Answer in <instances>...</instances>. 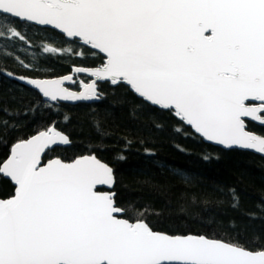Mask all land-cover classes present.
Returning <instances> with one entry per match:
<instances>
[{
  "label": "snow or ice",
  "instance_id": "1",
  "mask_svg": "<svg viewBox=\"0 0 264 264\" xmlns=\"http://www.w3.org/2000/svg\"><path fill=\"white\" fill-rule=\"evenodd\" d=\"M0 17L81 39L105 62L77 72L126 82L209 141L264 153V136L245 131L244 119L264 124V0H0ZM69 79L28 82L51 101L98 98L95 82L75 93L62 86ZM57 142L69 139L50 127L0 164L16 185L0 199V264H264V250L118 218L113 194L96 187L112 184L113 170L95 156L42 165Z\"/></svg>",
  "mask_w": 264,
  "mask_h": 264
},
{
  "label": "trees",
  "instance_id": "2",
  "mask_svg": "<svg viewBox=\"0 0 264 264\" xmlns=\"http://www.w3.org/2000/svg\"><path fill=\"white\" fill-rule=\"evenodd\" d=\"M15 28L25 38L7 29ZM55 48L59 51H45ZM103 56L57 31L0 17V164L16 141L53 125L70 145L44 159L94 154L115 179L116 206L125 219L144 220L169 235H204L264 250V158L205 143L170 109L154 107L127 86L98 84L93 103L50 104L20 77L68 74L72 66L99 67ZM88 81L75 76L72 89ZM264 136V125L246 122ZM14 186L0 174V198Z\"/></svg>",
  "mask_w": 264,
  "mask_h": 264
},
{
  "label": "water",
  "instance_id": "3",
  "mask_svg": "<svg viewBox=\"0 0 264 264\" xmlns=\"http://www.w3.org/2000/svg\"><path fill=\"white\" fill-rule=\"evenodd\" d=\"M19 21H20V20H19ZM25 22L31 23V24L36 25V26H39V27H46V28L53 29V30L57 31L58 33L62 34L66 39H75V40H77V41L79 42V44H81L82 46L89 47L91 50H93V51L99 53L100 55H102V56H103V63L105 62V55H104L102 52H100L99 49H95V48H93L91 45H87V44H85L81 39H79V38H75V37H67V36H66L61 30L56 29V28H54V27L51 26V25H40V24H37V23H35V22H29V21H25ZM99 67H100V66H99ZM99 67L72 66V67H71V71H70L68 74H64V75H60V76H55V77H47V78H46V77H45V78L23 77V79H21V77H20V78H19V82L22 83L23 85H25V86H27V87H29V88L35 90L38 94H40V96H41L46 102H48V103H50V104L64 103V104H70V105L77 104V103H86V104H89V103L96 102V101L99 99V97H100V92L98 91V84H99V83H102V82H108L111 86H116V85H118L119 83H121V84H124L125 86H127V87L129 88V90H130L132 93H134L138 98L143 99V100H144L145 102H147L148 104H150V105H152V106H154V107L160 108V109H170V110H172V111L175 112V109H174V108H165V107H163L162 105H156V104H153V103L150 102V101H147V100L144 99L143 97L139 96V94L135 93L134 90H132L131 87H130L126 82L118 81L116 84H113V83L111 82L110 79H98L97 77H95L94 75H92L91 72H84V71L77 72V71H76L77 68L96 69V68H99ZM79 75L88 78V81H86V82L80 81V82H79V88H78V89H72V88H70L69 85H71V84L74 83V77H75V76H79ZM64 76H70L71 79H69V80H62V86L65 87V88H67L69 91H71V92H75V93H79V92L83 91L82 84L86 85V84H91V83L95 82V85H96V91H97V96H98V98H96V97H92V98H90V99H78V100H59V99H58L57 101H51L49 98L44 97V96L42 95V93H41V92H40V91H39L34 85H32L31 83L28 82V81L33 80V79H37V80H53V79H61V78L64 77ZM178 118L181 119V117H179V116H178ZM244 119H245V131L250 132V133H253V134L258 135V136H262V135L259 134V133H256V132H253V131L248 130V129H247L246 122L249 121V122L255 123V124L259 125V126H263L264 124H262V123H260V122H258V121H254V120H252L251 118H244ZM181 120L183 121V123H184L185 125H187L188 127H190V129H191L196 135H198L199 137H201V138L203 139V141H204L205 143H207V144H211V145H213V146H216V147H219V148H222V149H225V150H228V149H239V150H243V151H249V152H252V153L257 154V155H259V156H261V157L264 158V153H259V152L256 151L255 149L243 148V147H240V146H231V147H229V146H226V145H224V144H220V143H218V142H216V141H209V140H207L205 137H203L200 133L196 132V130H195L190 124H188L185 120H183V119H181ZM50 127H51V128H54L57 132H60V133H62L63 135L67 136L66 134H64L62 131L58 130V129H57L56 127H54L53 125L49 126L48 128H50ZM48 128H47V129H48ZM47 129H44V130H41V131H46ZM41 131H39V132H41ZM37 133H38V132H37ZM37 133H35V134L31 135V136H34V135H36ZM31 136H30V137H31ZM30 137H28V138H30ZM67 137H68V136H67ZM28 138H26V139H28ZM26 139H23V140H26ZM68 139H69V138H68ZM17 142H18V141H16L15 143H13V144L11 145L10 150H9V154H8V156L5 158V160L8 159V157H9L10 154H11L12 146H13L14 144H16ZM68 145H70V140H69L68 143L57 142V143H55V144L49 145V146L45 149V151H44L43 153H41V161H42V165H43V164H47L48 161L53 160V159H59V160H61V159L58 158V157H53V158L44 159V156H45V154H46L47 151L52 150V149L55 148V147H64V146H68ZM82 156H95V155H94V154H86V155L78 156V157L74 158V159L71 160V161H67V162H66V161H63V160H61V161H63L64 163H71V162H73L74 160H76L77 158L82 157ZM95 157H96V156H95ZM96 159H98V158L96 157ZM5 160H4V161H5ZM98 160H99L101 163L106 164L105 162L101 161L100 159H98ZM2 163H3V162H2ZM2 163H1V164H2ZM106 165H108V164H106ZM108 167H110V166L108 165ZM110 168H111V167H110ZM111 169H112V168H111ZM0 174H1L4 178L8 179V180L11 182V184L14 186V191H13V194H12V195H14V194H15V188H16L15 182L11 179V177H9L8 175H6L5 173H0ZM112 176H113V183H112V184H110V185H97L96 187H97V190H98V191L111 193V194H113V197H114V196H115V192L113 191V187H114V184H115V179H114L113 172H112ZM10 197H11V196H10ZM10 197H8V198H10ZM8 198H5V199H8ZM0 199H1V198H0ZM114 202H115V201H114ZM115 205H116V203H115ZM116 207H117V206H116ZM118 208H119V207H118ZM122 215H123V213H122V214H118V218L125 219L124 217H122ZM130 222H131V221H130ZM134 222H135V221H134ZM153 231H154V230H153ZM156 232H159V231H156ZM161 233H164V232H161ZM164 234H167V233H164ZM167 235H169V234H167ZM188 235H192V234H188ZM170 236H177V235H170ZM180 236H187V235H180ZM193 236H201V235H193ZM202 236H204V235H202ZM204 237H206V236H204ZM206 238H208V237H206ZM208 239H213V238H208ZM214 240H218V239H214ZM220 241H222V240H220ZM223 242H225V241H223ZM226 243H228V242H226Z\"/></svg>",
  "mask_w": 264,
  "mask_h": 264
},
{
  "label": "bare ground",
  "instance_id": "4",
  "mask_svg": "<svg viewBox=\"0 0 264 264\" xmlns=\"http://www.w3.org/2000/svg\"><path fill=\"white\" fill-rule=\"evenodd\" d=\"M59 104V103H58ZM201 138V137H200ZM203 140V139H202Z\"/></svg>",
  "mask_w": 264,
  "mask_h": 264
}]
</instances>
